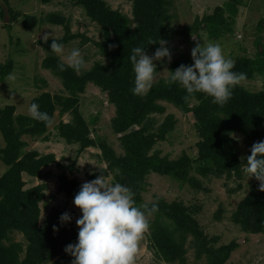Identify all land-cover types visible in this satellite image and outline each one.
Listing matches in <instances>:
<instances>
[{"label": "rangeland", "instance_id": "1", "mask_svg": "<svg viewBox=\"0 0 264 264\" xmlns=\"http://www.w3.org/2000/svg\"><path fill=\"white\" fill-rule=\"evenodd\" d=\"M96 1L91 0L93 4ZM245 1H247V6L235 0H173L172 5L167 6L168 19L166 22L172 29L184 31L192 28L196 22L202 23L204 19L215 16L218 8H224L228 20L232 13L235 15V22H230L227 26V29L233 33L224 29L221 32L222 36L216 41L210 37L208 31L201 30L199 34L190 32L166 41L172 54V60L171 63H166L167 58H164L165 62L154 61L156 78L152 88L169 79L171 71H175L174 64L181 56L185 55L192 60L190 53L195 46L193 35L201 44L203 41L219 43L226 57L231 58L232 56L233 60L237 57L256 59L260 47H264V31L261 36L258 31L260 22L264 21V0ZM7 2L8 4H5L2 1L4 6L0 8V66H6L12 73L7 77L0 74V120H2L0 121V179L11 169L5 161V150L9 147V136H6L5 132L12 136V132L24 131L19 137L22 148L19 151L17 162L26 155H32L36 159L51 155L55 158V161L44 166L38 175L34 176L26 172L22 174L25 183L24 191L41 188L42 199L38 204L40 229H43L49 217L58 211L73 215L74 228L79 231L76 219L80 218L82 213L73 204L74 195L60 189L61 178L65 177L68 182H74L78 186L77 189H80L84 182L93 180L92 177L95 174L103 170L107 171L109 162L103 159L102 151L98 146L82 151L80 144H69L61 138L58 131L59 123L61 121L68 123L72 117L70 114L60 115L59 106L52 123L43 135H32L30 129H34V125L26 124L25 120L20 117H29L28 106L44 94L48 93L52 97L70 95L63 81L50 70L43 68L44 60L52 54L40 44L45 34H49V40L54 38L61 40L67 33L66 25L70 27V35L77 37L64 46L62 56L54 55L66 64V57L71 50L80 49L85 65L78 72L79 75L92 71L97 64L109 65L111 59L104 56L99 46L107 40V35L104 28L90 18L87 9L77 0H7ZM102 2L113 12L127 16L132 27L135 26V0H102ZM8 8L12 9L10 14L6 12ZM49 14L62 16L66 23L61 25L47 21L45 18ZM28 17L37 18L38 25L34 28L25 27L24 22ZM155 51H148L146 54L151 56ZM242 85L255 93L264 91V75H257L253 80L246 81ZM78 98L81 114L90 128V137L93 140L100 138L106 140L118 156L125 155L121 142L124 134H117L112 125L117 115V106L110 102L108 94L100 87L89 83L85 87V92L79 94ZM188 102L190 107H194L199 105L200 100L192 97ZM158 103L165 108V111L161 114L149 115L143 123V125L149 124V119L154 121V124L149 126V133L159 135L163 124L170 116L174 118L175 124L169 133L164 134L163 138L155 140L149 154L151 156L158 154L160 158L167 159L169 162H178L184 157L190 158L193 167L189 178L199 181L201 187L197 188L196 182H193V185L190 181L178 180L174 175L150 172L144 181L141 205H149L157 200H164L168 204L180 203L189 209L208 238L207 249L215 251L225 249L229 256L225 264H264V232L247 233L242 226L233 221V214L258 181L254 178L247 180L243 171L241 178L231 179L226 176L219 177L213 173L206 176L201 174L198 167L203 159L200 150L202 136L194 114L168 101ZM7 111L11 114L12 126L5 131L1 122H3V114ZM140 129L141 126H134L128 132ZM233 136L238 138V140L234 139L238 142V158L241 162H245L246 157L250 155L251 146L255 142L264 140V128L256 140L247 138L239 131L233 133L232 139ZM204 160L205 163L209 161ZM104 176L109 184L118 182L112 172ZM154 219V215L148 217L150 226L139 243L136 264H165L156 253V243L152 235ZM161 222L168 228L172 227V231L175 232L176 228L172 220L163 217ZM12 238L13 244L24 246L20 253V261H23L27 258L29 243L23 234L15 233ZM195 242L194 236H187L186 253L182 257L185 260L184 264H210L207 253L198 255ZM180 263L177 261L172 264Z\"/></svg>", "mask_w": 264, "mask_h": 264}, {"label": "trees", "instance_id": "2", "mask_svg": "<svg viewBox=\"0 0 264 264\" xmlns=\"http://www.w3.org/2000/svg\"><path fill=\"white\" fill-rule=\"evenodd\" d=\"M2 1L8 4L7 0H0V8L4 6ZM77 1L87 9L90 18L104 28L107 40L99 46L104 56L111 59L109 65L97 64L92 71L83 75H79L70 68L60 72L57 70V65L62 61L50 51L52 40H48L47 44L41 41L43 48L52 53L44 60L43 68L50 70L60 78L70 95L52 97L47 93L34 103H37L39 110L46 112L52 120L58 106L60 115H71L70 122L61 121L58 125L59 135L67 143L80 144L82 151L97 146L100 148L103 159L109 162V168L107 171L103 170L95 174L92 179L102 174L107 175L108 172L114 173L119 183L134 191L137 205H141L144 181L150 172L174 175L178 180L190 181L191 184L196 182V187H201L199 181L189 178L193 167L190 158L184 157L178 162H169L167 159L160 158L158 154L152 156L149 154L155 140L163 138L164 134L169 133L175 124L174 118L168 117L159 135L149 133V126L154 124L152 119H149V124L143 125L149 115L161 114L165 111V108L159 105L160 101L171 102L178 108L194 114L202 136L200 150L203 159L198 167L201 174L206 176L213 173L216 176H226L230 179L241 178L242 167L246 161L239 160L238 142L232 139V135L235 131H239L247 138L256 140L264 128V91L255 93L242 85L246 81L253 80L257 75H264V47H260L256 59L237 57L234 60L233 71L246 73L247 79L235 87L232 98L223 107L212 104L211 99L201 93L192 96L200 100L199 105L190 107L188 101L192 97L186 99L187 93L182 87L168 86L165 83L155 85L144 97L134 96L131 92L134 86V73L129 60L134 47H145V52L156 50L160 47V40L170 41L190 32L199 34L201 30L208 31L210 37L218 41L224 29L233 33L227 29V26L228 23L235 22L234 13L229 16L228 20L224 8H218L215 16L204 19L202 23L196 22L192 28L179 31L166 24L167 6H171L173 0H135L136 24L133 27L127 16L113 12L102 0H97L95 4L91 0ZM235 1L244 6L248 5L244 0ZM11 10L8 8L6 12L10 14ZM45 19L61 25L66 23L65 18L58 14H49ZM38 23L37 18L28 17L24 25L27 28H34ZM66 30L65 37L57 40L64 46L77 37L70 35L68 25H66ZM258 31L261 36L264 31L263 20L258 26ZM150 42L156 43L150 44ZM192 63L193 61L184 55L174 66L177 69L181 64L191 65ZM11 73L6 66H0V74L3 77ZM89 83L100 87L108 94L110 102L117 106V115L112 125L117 134H124L121 137L125 150L123 156H118L106 140L102 138L93 140L90 137V128L81 114L78 98L79 94L85 92V87ZM3 115L1 126L8 131V127L12 126L11 114L7 111ZM20 118L25 120L26 124L34 125L35 128L30 129L32 135H43L47 132L49 124L32 120L27 116ZM134 126H141V129L129 133L128 131ZM12 133L10 136L8 132H5L6 136H9L5 161L11 169L0 179V264H71L73 257L66 254L64 249L67 245L77 242L78 231L73 225L74 216L70 215L71 222L61 225L59 217L63 213L57 211L49 217L45 227L40 229L38 204L42 199L41 188L24 191L25 183L22 179V174L25 172L34 176L38 175L39 171L54 162L55 158L51 155L36 159L32 155H26L17 162L19 151L22 148L19 137L24 131ZM204 159L209 161L205 163ZM61 182L60 189L70 195L75 196L80 190L74 182H68L65 177L61 178ZM258 184L259 182L251 188L250 194L233 214V221L242 226L245 232L252 234L264 232V192L258 190ZM158 203L159 211L154 214L152 235L156 243V253L165 264L177 261L184 264L185 260L182 257L186 253L185 240L188 235L196 239L195 247L198 248L199 256L207 253L210 264H225L228 261L229 256L225 249L218 251L207 249L209 240L189 209L180 203L168 204L164 200H158ZM152 204L148 206L151 207ZM163 217L173 221L175 232L172 231V227L168 228L161 222ZM217 218H220V214ZM54 225L59 229L58 231L53 230ZM15 233L23 234L29 243L27 258L23 261H20V253L24 246L12 243Z\"/></svg>", "mask_w": 264, "mask_h": 264}, {"label": "clouds", "instance_id": "3", "mask_svg": "<svg viewBox=\"0 0 264 264\" xmlns=\"http://www.w3.org/2000/svg\"><path fill=\"white\" fill-rule=\"evenodd\" d=\"M42 39L47 44L49 34ZM192 39L195 42L190 53L193 63L181 64L171 71L165 83L182 87L187 93L186 99L201 93L210 98L212 104L223 107L232 98L235 87L247 79V74L233 71L235 61L226 57L219 43L203 41L201 44L195 35ZM159 45L151 56L146 54L145 47L132 49L129 60L134 73V86L131 88L134 96L144 97L151 90L156 78L154 61L165 62L164 58H167L166 63H171L172 54L167 42L160 40ZM50 51L62 56L64 45L54 38ZM66 61V64L61 62L57 65L58 71L64 72L70 68L79 72L85 65L78 48L71 50ZM27 112L35 121L46 125L52 123V118L40 111L37 103H31ZM233 139L238 140L235 136ZM249 151L242 171L247 180L254 178L258 181V190L264 192V140L255 142ZM73 204L82 215L76 219L79 229L77 242L64 249L66 254L73 257L71 264H136L139 243L150 226L148 217L159 211L158 200L151 207L147 204L137 205L135 193L130 187L119 182L109 184L102 174L81 185ZM71 220L68 213L59 217L61 225ZM53 230L59 229L54 225Z\"/></svg>", "mask_w": 264, "mask_h": 264}]
</instances>
